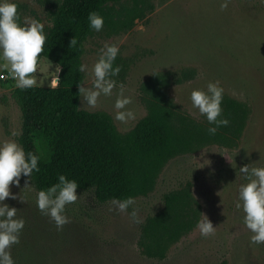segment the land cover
Instances as JSON below:
<instances>
[{"label": "rangeland", "instance_id": "1", "mask_svg": "<svg viewBox=\"0 0 264 264\" xmlns=\"http://www.w3.org/2000/svg\"><path fill=\"white\" fill-rule=\"evenodd\" d=\"M63 0H15L22 24L35 19L44 28L52 26V15ZM221 0H124L110 4L114 16H126L137 9L142 18L128 31L109 27L94 31L85 44L82 64L86 87L92 85L91 67L99 50L116 45L117 58L127 63L124 77H114L125 94L133 98L131 108L136 119L121 123L114 119L111 97H99L97 106L89 108L80 98V109L104 112L111 116L121 134L130 132L147 114L141 99V84L150 77L166 75L167 94L190 117L207 123L191 107L190 92L206 89L208 82H219L224 97L246 104L250 115L240 138L230 146L210 145L193 154L171 160L160 174L155 190L136 200L139 223L128 213L114 210L111 202L99 203L93 192L77 191L76 203L67 205L70 223L57 230L49 217L35 204L37 190L31 184L10 186L17 196L4 203L15 207L25 220L20 243L10 252L15 264H264V244L250 243L251 233L243 226L242 213L236 209L238 187L245 183L239 167L254 163L264 166V0H230L220 8ZM0 61V141L14 139L13 131L22 132L23 118L12 98L17 87ZM58 66L41 60L37 72L38 87H56ZM59 76V73H58ZM19 143V142H18ZM210 162H208V161ZM209 163L208 165L204 164ZM236 163V164H235ZM204 166V167H203ZM189 188L200 207V218L207 216L216 227L214 235L201 237L195 228L174 244L165 259L145 256L138 242L141 228L149 217L164 207V196ZM111 209V210H110ZM130 207L128 212H131Z\"/></svg>", "mask_w": 264, "mask_h": 264}, {"label": "trees", "instance_id": "2", "mask_svg": "<svg viewBox=\"0 0 264 264\" xmlns=\"http://www.w3.org/2000/svg\"><path fill=\"white\" fill-rule=\"evenodd\" d=\"M122 1L63 0L52 15V26L44 28L47 39L37 62V69L43 59L61 68L57 86L16 88L12 92L23 118L18 142L25 152L40 156V171L31 177L37 191L56 183L57 176L64 174L77 182L76 191L93 192L101 204L128 196L137 200L155 190L171 160L210 145L230 146L245 129L249 107L223 97V115L230 123L216 135H209L208 123L196 121L169 97L166 75L150 77L141 84L147 114L126 134L118 132L107 113L80 109L77 83L84 84L85 77L78 68L85 44L94 33L88 26V14L98 12L104 27L128 31L142 18V12L133 9L126 16H114L108 6ZM17 11L22 23L18 5ZM73 38L76 44L70 45ZM115 64L124 77L127 63L116 58ZM199 218L200 207L189 188L168 193L162 211L143 224L139 248L148 258L163 260L174 244L196 228Z\"/></svg>", "mask_w": 264, "mask_h": 264}, {"label": "clouds", "instance_id": "3", "mask_svg": "<svg viewBox=\"0 0 264 264\" xmlns=\"http://www.w3.org/2000/svg\"><path fill=\"white\" fill-rule=\"evenodd\" d=\"M229 3L230 0H221V10L226 9ZM19 20L15 0H0V61L5 62L4 67L15 82V86L26 90L37 84V79L32 74L37 70L38 58L44 51L47 37L44 26L39 21L26 20L22 24ZM87 20L91 30L96 32L102 30L104 18L98 12H89ZM75 44L76 40L73 38L70 45ZM119 52V47L114 44L104 45L91 67L93 77L91 87L77 83L78 95L89 108L97 106L100 96L111 97L113 89L117 88V81L113 78L121 71V67L115 64ZM87 68L86 64H80L78 71L86 72ZM55 71L56 79L53 86L59 82L58 73L61 68L58 67ZM223 97L224 89L218 81L208 82L206 89L194 88L190 92L191 107L206 119L209 125L206 131L209 135H216L221 127H227L230 123L223 115L221 107ZM131 104L133 98L125 94V87L120 83L113 103L114 119L121 123L135 120V112L128 107ZM20 134L13 131L11 136L17 137ZM39 161L38 153L25 152L23 145L16 140L0 141V264H15L10 248L20 243V235L25 226V220L17 216L18 210L4 201L6 198L17 199L10 186L18 187L22 177L25 178L24 187L31 185L28 181H31L34 172L40 171ZM256 162L244 164L238 169L246 182L238 187L235 207L242 213L243 226L251 233L250 243L260 245L264 244V166H255ZM209 163L203 164L205 166ZM78 186L74 179L60 174L56 183L36 192L35 204L38 211L49 217L58 231L70 223L69 217L65 215V208L77 202ZM111 203L115 211L128 213L133 222H140L138 209L134 207L136 204L134 197L114 198ZM130 207L132 210L128 212ZM196 228L201 237H209L216 231V227L205 215L197 221Z\"/></svg>", "mask_w": 264, "mask_h": 264}, {"label": "built area", "instance_id": "4", "mask_svg": "<svg viewBox=\"0 0 264 264\" xmlns=\"http://www.w3.org/2000/svg\"><path fill=\"white\" fill-rule=\"evenodd\" d=\"M1 78H2L3 80H8V81H9V80H13V79L10 78V76H9L8 74H2V75H1Z\"/></svg>", "mask_w": 264, "mask_h": 264}, {"label": "water", "instance_id": "5", "mask_svg": "<svg viewBox=\"0 0 264 264\" xmlns=\"http://www.w3.org/2000/svg\"><path fill=\"white\" fill-rule=\"evenodd\" d=\"M58 84V83H57Z\"/></svg>", "mask_w": 264, "mask_h": 264}]
</instances>
